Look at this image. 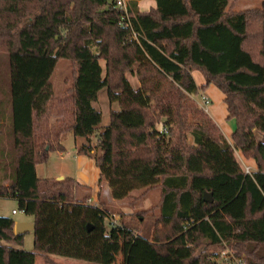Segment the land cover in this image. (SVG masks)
Instances as JSON below:
<instances>
[{
	"label": "trees",
	"instance_id": "16d2710c",
	"mask_svg": "<svg viewBox=\"0 0 264 264\" xmlns=\"http://www.w3.org/2000/svg\"><path fill=\"white\" fill-rule=\"evenodd\" d=\"M154 1L142 12L129 0L123 26L116 0H0L10 86L0 100V199H15L35 224L29 251L26 233L0 215V264L38 256L102 264L106 242L120 233L130 244H167L181 264H223L224 250L264 264V141L255 132L264 134V0L242 11L232 0ZM61 59L72 63L73 82L57 109L52 77ZM211 85L236 120L231 142L198 104ZM104 89L109 124L96 133ZM65 133L85 140L78 153L95 158L113 200L157 190L158 203L120 212L111 227L115 210L89 203L91 188L81 194L74 178L41 179L49 152L66 150ZM237 152L255 164L251 174Z\"/></svg>",
	"mask_w": 264,
	"mask_h": 264
},
{
	"label": "rangeland",
	"instance_id": "374dc122",
	"mask_svg": "<svg viewBox=\"0 0 264 264\" xmlns=\"http://www.w3.org/2000/svg\"><path fill=\"white\" fill-rule=\"evenodd\" d=\"M234 6L237 5V10L255 8L257 7L261 0H232ZM151 2H141L142 8L148 7ZM6 53L0 52V100L6 102L8 100V94L10 86L7 81V71H8V60ZM104 65V62H102ZM201 77L199 73L195 74V80L199 83L198 77ZM131 81L136 84V78L130 76ZM73 80V65L69 60L61 59L58 62V65L54 71L52 77V84L54 93L58 96L56 100V108H59V99L65 97L68 88H70ZM201 94L207 97L210 100L208 105V113L212 119L219 124L226 138H230L231 134L236 130L237 123L233 119H224V114L226 113L225 105L223 102V97L221 92L215 88L210 87L209 90H202L198 96V99H201ZM95 107L102 112L103 118L102 123L97 127L96 133L102 131L109 124V113L111 106L109 104V99L107 95V90L104 89L99 93V99L95 104ZM113 108H117L116 105ZM58 113L54 116L52 115L50 123H54L57 120ZM62 146L66 148L62 153L55 149L49 152L48 160L38 166V176L41 179H48L50 181L56 180L60 175H63L64 178H74L78 180L81 184L88 185L93 189L91 192V204L94 205H103L115 210L116 216H113L108 224L110 226H115L120 223V218L122 217L120 212L132 213L138 210H147L153 207L158 203L160 193L157 190H152L148 192L145 196H142V190L134 191L130 197L125 200H113L112 198L93 197L94 193L102 191V187L98 186L99 182V170L95 165V158L78 155V147L85 143L84 139L75 138L72 133H65L60 139ZM93 142H96L95 137ZM93 143V144H94ZM63 180V179H60ZM78 188V187H77ZM80 189V188H78ZM81 190V189H80ZM109 188H106L108 191ZM108 196V195H106ZM16 213L13 214L12 211ZM160 211H157L159 214ZM0 215L1 216H10L17 223H21L25 220L33 221L32 216L26 215L24 212L19 210L18 202L15 199H0ZM109 226V228H110ZM136 241V242H135ZM132 244L128 243L125 239V235L120 233L117 235V238L107 243V261L112 256L110 245H113L117 250L115 252L119 254L118 256L125 257L126 260L124 264H133L130 262L133 257L134 260H147V263L141 264H156L155 259L158 258V264H176L177 260H174L172 257L167 256V244L161 243H152V242H143L142 240L136 239ZM24 249L32 251L34 249V235L30 231L25 235ZM231 253L230 250H224L220 253V260L222 261L225 258L226 253ZM57 260L64 264H86L84 261H74L65 258H58ZM43 258H37L36 264H43ZM179 261V260H178ZM110 262V261H109ZM180 262V261H179ZM223 262V261H222ZM113 264V263H112ZM181 264V263H180ZM193 264H198L194 262Z\"/></svg>",
	"mask_w": 264,
	"mask_h": 264
},
{
	"label": "crops",
	"instance_id": "0c3cea01",
	"mask_svg": "<svg viewBox=\"0 0 264 264\" xmlns=\"http://www.w3.org/2000/svg\"><path fill=\"white\" fill-rule=\"evenodd\" d=\"M128 2H129V0H128ZM141 2H151L150 3V5L148 6V7H145V8H142V6H141ZM261 5V2H260V4L257 6V7H259ZM156 6V2L154 1V0H138V7H139V9H140V11H142V12H146V11H148L149 9H151V8H153V7H155ZM235 7V10H237L236 9V7H237V5H235L234 6ZM256 8V7H255ZM247 9H251V7L250 8H247ZM242 10H246V9H242ZM242 10H237V11H242ZM196 73H199V72H194V78H195V74ZM200 75H201V73H199ZM198 79H199V83H197L199 86H202V85H204L206 82H205V79H204V77L201 75V77L199 76L198 77ZM197 82V81H196ZM210 87H215L214 85H211ZM210 87H208L207 89H206V91L207 90H209L210 89ZM215 88H217V87H215ZM218 89V88H217ZM219 90V89H218ZM220 91V90H219ZM221 92V91H220ZM221 94H222V99H223V102H224V95H223V93L221 92ZM201 96H202V94H201ZM198 102H199V99H198ZM224 105H225V109H226V113L224 114V119L225 118H228V112H227V108H226V104H225V102H224ZM217 124V123H216ZM218 126H219V124H217ZM220 127V126H219ZM221 128V127H220ZM222 130V129H221ZM231 136H232V134H231ZM226 137V136H225ZM227 140L228 141H230L231 142V137L230 138H227ZM61 152V151H60ZM62 153V152H61ZM78 155H80L79 153H78ZM237 157H238V159L240 160V162H241V164H242V166H244V167H250L251 168V170L252 171H254L255 170V164L252 162V161H248V160H246V159H244L243 157H242V155L239 153V152H237ZM37 172H38V168H37ZM100 175V174H99ZM100 178V177H99ZM60 179H65L64 177H63V175H60L56 180H60ZM76 181V185H77V187L78 188H80V189H78V192H80L81 194L82 193H85V194H87L88 193V191H87V189L86 188H91V187H89L88 185H84V184H81L80 182H78V180H75ZM98 186L100 187V185H99V182H98ZM101 187H102V191H100V192H98V190H97V193L95 194L94 193V195H93V197L96 195L97 197H99L100 195V193H101V196L100 197H102L103 199H105V197L107 198V197H109V198H111V196H110V194H109V191L110 190H108V191H106V188H109V185H108V183L107 182H103L102 184H101ZM91 191H92V193H93V189L91 188ZM92 195V194H91ZM106 195H108V196H106ZM14 212V210L12 211V213ZM13 214H15V213H13ZM116 216V215H115ZM10 217V216H9ZM16 222V221H15ZM21 223H34L33 221H30V220H25V221H22ZM16 224H18L17 222H16ZM28 233V232H27ZM136 242V241H135ZM107 243L108 242H106V253H105V256H104V259H103V263L102 264H124V262H125V260H126V258L125 257H121V256H118L119 254H117L116 252H115V250H117V248H115L113 245H110L111 247H110V250H111V253H112V256L109 258V260L107 261V251H108V246H107ZM112 242H110V244H111ZM167 249V251H168V248H166ZM37 258H43L42 256H38ZM37 258H36V261H37ZM59 258V257H58ZM52 259L54 260V261H56L57 263H60V264H64V263H62V262H60L59 260H57V258H56V256H53L52 257ZM175 260V259H174ZM110 261V262H109ZM133 261L135 262V264H141V263H147L148 261L147 260H134L133 259ZM155 263L156 264H158V258H156L155 260ZM131 262V261H130ZM42 263L43 264H46L45 263V261H44V259H42ZM86 264H88L87 262H85ZM154 264V263H153ZM176 264H180L178 261H176Z\"/></svg>",
	"mask_w": 264,
	"mask_h": 264
},
{
	"label": "built area",
	"instance_id": "2783aa9c",
	"mask_svg": "<svg viewBox=\"0 0 264 264\" xmlns=\"http://www.w3.org/2000/svg\"><path fill=\"white\" fill-rule=\"evenodd\" d=\"M116 7L123 13V19L121 22V25L123 26H128L130 25L129 20H130V15H129V9H128V0H116ZM210 103V100L205 97L201 96V99L199 100L198 104L199 106L208 112V105ZM158 131L160 133L166 132V129L163 127L162 124L158 125ZM246 173L251 174V168L250 167H245ZM91 203V200L88 201ZM13 213H16L15 211ZM226 257L223 258V264H245L243 259L237 258L234 256L232 253H226Z\"/></svg>",
	"mask_w": 264,
	"mask_h": 264
},
{
	"label": "water",
	"instance_id": "95a60500",
	"mask_svg": "<svg viewBox=\"0 0 264 264\" xmlns=\"http://www.w3.org/2000/svg\"><path fill=\"white\" fill-rule=\"evenodd\" d=\"M257 136H258V139L260 141H264V134L259 132V131H255ZM205 201L207 202H212L213 201V198H212V195L211 194H206L205 195ZM35 229V224L34 223H18L16 224L15 226V232L16 234H25L27 232H30L32 230ZM91 229V227H90Z\"/></svg>",
	"mask_w": 264,
	"mask_h": 264
}]
</instances>
